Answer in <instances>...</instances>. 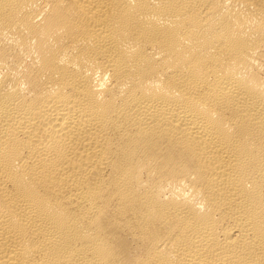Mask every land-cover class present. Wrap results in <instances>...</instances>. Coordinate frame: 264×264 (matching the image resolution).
<instances>
[{
	"label": "bare ground",
	"instance_id": "bare-ground-1",
	"mask_svg": "<svg viewBox=\"0 0 264 264\" xmlns=\"http://www.w3.org/2000/svg\"><path fill=\"white\" fill-rule=\"evenodd\" d=\"M0 264H264V0H0Z\"/></svg>",
	"mask_w": 264,
	"mask_h": 264
}]
</instances>
